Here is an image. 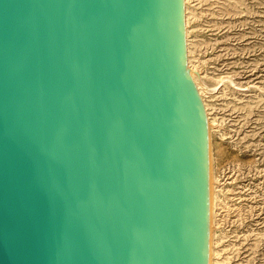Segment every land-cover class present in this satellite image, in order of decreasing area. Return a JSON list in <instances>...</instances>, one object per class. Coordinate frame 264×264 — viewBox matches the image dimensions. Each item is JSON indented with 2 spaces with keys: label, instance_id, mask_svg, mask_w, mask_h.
Listing matches in <instances>:
<instances>
[{
  "label": "water",
  "instance_id": "obj_1",
  "mask_svg": "<svg viewBox=\"0 0 264 264\" xmlns=\"http://www.w3.org/2000/svg\"><path fill=\"white\" fill-rule=\"evenodd\" d=\"M207 255L182 0H0V264Z\"/></svg>",
  "mask_w": 264,
  "mask_h": 264
},
{
  "label": "rangeland",
  "instance_id": "obj_2",
  "mask_svg": "<svg viewBox=\"0 0 264 264\" xmlns=\"http://www.w3.org/2000/svg\"><path fill=\"white\" fill-rule=\"evenodd\" d=\"M184 30L207 119L208 264H264V0H184Z\"/></svg>",
  "mask_w": 264,
  "mask_h": 264
},
{
  "label": "bare ground",
  "instance_id": "obj_3",
  "mask_svg": "<svg viewBox=\"0 0 264 264\" xmlns=\"http://www.w3.org/2000/svg\"><path fill=\"white\" fill-rule=\"evenodd\" d=\"M182 3H183V22H184V0H182ZM184 38H185V30H184ZM185 49H186V44H185ZM186 71L190 74V77H192L193 75V72L192 70H189L186 66ZM198 75V74H197ZM198 77V76H197ZM194 78V77H193ZM193 80H196L195 78ZM192 80V81H193ZM199 82V81H198ZM200 83V82H199ZM195 85V84H194ZM197 90V89H196ZM199 94V93H198ZM200 96V95H199ZM201 99V98H200ZM202 101V100H201ZM203 104V103H202ZM203 109H204V106H203ZM204 112H205V109H204ZM205 117H206V114H205ZM206 125H207V119H206ZM207 136H208V131H207ZM209 193V192H208ZM208 199H209V196H208ZM208 248H209V200H208ZM209 252V250H208ZM207 264H208V255H207Z\"/></svg>",
  "mask_w": 264,
  "mask_h": 264
}]
</instances>
